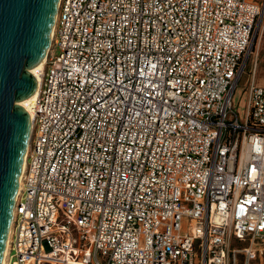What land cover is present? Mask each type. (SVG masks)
I'll return each mask as SVG.
<instances>
[{
    "label": "built area",
    "instance_id": "1",
    "mask_svg": "<svg viewBox=\"0 0 264 264\" xmlns=\"http://www.w3.org/2000/svg\"><path fill=\"white\" fill-rule=\"evenodd\" d=\"M258 0H58L4 264H264V87L232 105Z\"/></svg>",
    "mask_w": 264,
    "mask_h": 264
},
{
    "label": "water",
    "instance_id": "2",
    "mask_svg": "<svg viewBox=\"0 0 264 264\" xmlns=\"http://www.w3.org/2000/svg\"><path fill=\"white\" fill-rule=\"evenodd\" d=\"M58 0H0V264L30 134L37 63L50 45Z\"/></svg>",
    "mask_w": 264,
    "mask_h": 264
},
{
    "label": "crops",
    "instance_id": "3",
    "mask_svg": "<svg viewBox=\"0 0 264 264\" xmlns=\"http://www.w3.org/2000/svg\"><path fill=\"white\" fill-rule=\"evenodd\" d=\"M264 2V0H258ZM256 49L248 69L246 85L254 84L264 87V19H262L256 36ZM245 72V71H244Z\"/></svg>",
    "mask_w": 264,
    "mask_h": 264
},
{
    "label": "rangeland",
    "instance_id": "4",
    "mask_svg": "<svg viewBox=\"0 0 264 264\" xmlns=\"http://www.w3.org/2000/svg\"><path fill=\"white\" fill-rule=\"evenodd\" d=\"M256 36H257V33L255 34V27H254L253 33H252L253 40L250 46V50H248V56L246 60L245 70H244L245 72L242 74L240 81L237 84V87L233 93V98H232V105L236 109V112L238 113L240 120H243L245 116L246 101H247V85L245 81L247 78L246 76L248 73V69L250 68L251 58L256 49V39H255Z\"/></svg>",
    "mask_w": 264,
    "mask_h": 264
},
{
    "label": "bare ground",
    "instance_id": "5",
    "mask_svg": "<svg viewBox=\"0 0 264 264\" xmlns=\"http://www.w3.org/2000/svg\"><path fill=\"white\" fill-rule=\"evenodd\" d=\"M55 22V16H54V21L53 23ZM53 29V27H52ZM52 32V30H51ZM51 36H52V33L50 34V41H51ZM44 61H45V57H43L38 63H37V66H36V71H35V79L37 80V71L39 69H41L43 67V64H44ZM36 93H37V90L35 89V91L31 94L30 96V101H29V106H28V115L30 117L31 115V107H32V101L34 100V98L36 97ZM23 166H24V158H23V161H22V165H21V171H20V175H21V172L23 170ZM21 179L19 178V181H18V186H17V191L19 192V189H20V185H21ZM16 198H17V195H16ZM12 215H13V212H12ZM12 220V219H11ZM11 224V223H10ZM9 231H10V227H9ZM7 239H8V236H7ZM6 247H7V243L5 245V248L3 250V254H2V258H1V264H4V261H5V254H6Z\"/></svg>",
    "mask_w": 264,
    "mask_h": 264
}]
</instances>
